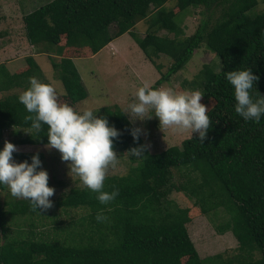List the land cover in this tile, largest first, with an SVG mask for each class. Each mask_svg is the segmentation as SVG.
Listing matches in <instances>:
<instances>
[{
  "label": "trees",
  "instance_id": "16d2710c",
  "mask_svg": "<svg viewBox=\"0 0 264 264\" xmlns=\"http://www.w3.org/2000/svg\"><path fill=\"white\" fill-rule=\"evenodd\" d=\"M168 1L51 0L24 14L28 41L36 46L44 44L46 48L60 46L65 38L67 46L96 55L130 32L161 73L153 88L169 82L204 45L221 60V68L216 70L205 64L193 81L194 90L204 94L202 99L214 103L207 113L212 126L204 144L199 142L198 133H194L183 139L180 146L155 155L145 152L146 158L132 157L136 165L125 175L108 176L105 181V191H113V186L119 189V195L108 205L100 204L96 193L73 187L64 197L53 200L51 209H84L86 215L73 222L79 229L72 228L71 222L69 238L65 240L34 239L35 228L43 222L26 221L28 230H18L15 237L4 235L0 242V264H215L214 258L206 261L200 256L180 217L173 219L171 213H162V204L173 191L185 192L197 204L218 196L228 212L227 220L216 224L218 232L232 231L240 250L260 254L250 264H264V116L256 123L245 121L235 112L234 88L224 75L227 71L251 67L260 77L255 87L264 95V11H254L258 0H177L179 12L204 7L197 29L185 36L178 21L179 12L166 7ZM142 19L147 20L148 29L140 37L131 29ZM115 24L118 31L113 36L108 30ZM163 30L167 33L161 35ZM162 55L172 60L166 71L156 62ZM27 64L13 72L5 63L1 64L0 91L18 87L26 90L30 86L29 78L41 73L33 56L27 57ZM53 65L67 101L86 100L88 91L74 60L63 57L59 62L53 60ZM19 95L0 99V149L4 131L13 127L30 130L25 137L14 140V144L48 143L46 125L37 134L32 131L31 122H25L24 117L29 113L19 102ZM97 115L106 117L109 125L122 133L114 140L116 152L138 146L130 134L135 125L121 109L102 108ZM139 144H144L141 136ZM175 169L196 172L201 175V181L176 185ZM181 174L188 179L193 177ZM6 205L9 209L0 210V227L4 233L8 215L42 218L51 210L33 211L30 201L24 199ZM100 210L107 217L104 222H97ZM183 214L189 216L190 209ZM55 226L60 227V223L56 222ZM183 257H187L184 263Z\"/></svg>",
  "mask_w": 264,
  "mask_h": 264
},
{
  "label": "rangeland",
  "instance_id": "374dc122",
  "mask_svg": "<svg viewBox=\"0 0 264 264\" xmlns=\"http://www.w3.org/2000/svg\"><path fill=\"white\" fill-rule=\"evenodd\" d=\"M49 1L51 0H0V65L5 63L9 70L13 72L26 67L28 65L27 57L33 56L41 67V73L36 78L41 82L53 84L60 95L61 102H67L78 110L91 109L96 115L102 108L113 110L117 107L123 111L128 104L135 101V93L144 82L153 86L161 77L158 68L146 57L130 32H126L123 36L115 39L96 55H92L89 50L81 51L77 50V47L67 46L65 38H62L60 46L51 48H46L44 44L40 46L32 45L26 37L23 16ZM258 1L259 4L254 11L260 13L264 11V0ZM165 5L175 12H179L177 0H169ZM203 9V6L190 7L179 12L178 21L181 27L184 28L185 36L191 35L197 29L203 17ZM216 17L217 14L213 16V19ZM147 29L148 22L146 19H142L137 22L131 31L143 37ZM108 31L110 35L115 36L118 31L117 24L112 25ZM164 33L166 34L167 31L160 32L161 35H164ZM63 57H70L76 63L88 91L86 100L76 103L67 101L65 88L53 65V60L59 62ZM156 62L162 64L164 67L162 70L166 71L172 60L166 55H162L156 58ZM205 64L216 70L221 68V60L204 45L195 51L193 57L181 71L173 75L169 82L163 83L160 87L173 88L176 91L194 90L193 81ZM23 91H25L24 87L0 91V99L12 94H21ZM205 101L202 99L201 103L206 105L208 109L214 104ZM149 114L153 115L152 119L143 122L137 120L135 126L144 129L146 135L142 134L141 137L144 144L150 145L146 152L152 155L172 146H180L183 139L192 135L190 132L177 133L172 129H165L163 132L159 127V119L154 116V112ZM127 118L129 119L128 116ZM29 133L30 130H17L14 127L5 130L0 150H3L6 140L13 143L14 140L25 137ZM15 145L19 149L18 152L13 154L16 162L27 160L31 163L32 157L39 152L42 167L49 173V186L54 187L56 190L55 195L50 198L52 201L64 197L73 187L84 188L78 177L72 178L69 176L68 164L62 162L61 155L57 150L52 149L49 151L45 148L46 144ZM126 152H117L120 163L115 170L110 172L109 176L125 175L130 167L136 165L132 157L136 160L139 158L129 157L125 154ZM25 153H28L29 156L22 157L21 155ZM177 170H173L176 185L201 181V175L196 172L191 170L178 172ZM181 173L192 174L191 177H193L188 179L187 176L184 177ZM173 192L167 200H164L162 213H171L173 219L180 217L183 220L190 240L200 256L206 261L209 258H214L216 260L215 264H250L260 256L259 253L250 254L240 250L239 243L232 231H227L224 234L218 232L216 224L223 223L228 217V212L218 196H212L197 204L195 199L189 197L185 192ZM17 199L11 195L7 187H0V210L2 208L9 209L6 202ZM187 209H190L189 216L183 214V211ZM85 213L84 209L64 210L58 208L49 210L42 218H12L8 215L6 219L7 232L4 233L0 227V242L3 241L5 234L8 237H15L18 230H28L29 225L26 221L32 220L44 223V226L41 223L35 228L37 235L34 236V239L48 237L65 240L69 238L67 233L70 231V223L78 221L86 215ZM56 222L60 223V227L55 226ZM73 225L72 228L79 229V226L74 223ZM186 259L187 257L182 258L183 263Z\"/></svg>",
  "mask_w": 264,
  "mask_h": 264
},
{
  "label": "clouds",
  "instance_id": "9594fccd",
  "mask_svg": "<svg viewBox=\"0 0 264 264\" xmlns=\"http://www.w3.org/2000/svg\"><path fill=\"white\" fill-rule=\"evenodd\" d=\"M224 75L234 88L235 112L245 121L259 123L264 116V95L255 87L260 77L253 73L251 67L227 71ZM29 85L18 98L29 113L24 117L25 122H31L30 127L37 134L46 125L48 143L45 148L60 153L62 162H66L70 169L69 176L78 177L84 188L96 193L100 204L113 202L119 195V189L113 186V191L109 192L104 188L110 172L120 163L114 140L122 133L114 125L110 126L106 117L94 114L93 110H78L67 102H61L53 84L30 77ZM203 97L199 90L153 88L144 82L135 93V101L128 104L123 112L133 125L137 120L152 119L153 115L149 113L154 112L163 132L172 129L177 133H198L199 142L204 144L212 120L207 114L208 107L201 103ZM130 134L138 146L125 154L146 158L144 153L150 145L139 144L140 136L146 135L144 129L134 126ZM18 151L14 143L5 141L3 150H0V185L7 187L13 197L30 201L33 211L51 209L54 204L50 198L56 190L49 186V173L42 167L39 152L29 163L27 160L15 161L13 154ZM96 219L97 222L107 220L103 210L97 212Z\"/></svg>",
  "mask_w": 264,
  "mask_h": 264
}]
</instances>
